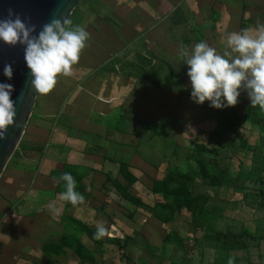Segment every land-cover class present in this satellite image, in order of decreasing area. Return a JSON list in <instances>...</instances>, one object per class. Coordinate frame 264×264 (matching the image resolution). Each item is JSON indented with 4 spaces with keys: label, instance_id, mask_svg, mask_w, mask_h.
I'll use <instances>...</instances> for the list:
<instances>
[{
    "label": "crops",
    "instance_id": "crops-1",
    "mask_svg": "<svg viewBox=\"0 0 264 264\" xmlns=\"http://www.w3.org/2000/svg\"><path fill=\"white\" fill-rule=\"evenodd\" d=\"M166 1L169 7L176 4L175 0ZM219 6L217 26L226 28L228 34L255 27L257 21L264 23V0H249L246 6L233 1ZM223 39L227 44V36ZM170 60L173 72L185 76L188 66L180 54L174 51ZM81 76L82 80L76 77L77 86L65 94L64 100L57 106L51 104L54 110L47 111L48 102H54L45 100L43 114L32 121L28 118L22 135L27 146L23 178L16 166L10 179L0 183V264H20L17 253H22L27 262L34 250L38 252L37 247L43 252V264H228L230 257L234 264H264V231H257L256 225L246 229L247 240L239 234L233 238L243 247H224L216 237L228 233L216 228L217 221L211 232L207 224L195 227L186 207L162 214L156 208L159 203L169 202L160 191V183L173 169L169 163L183 144L187 127L200 123L208 128L218 109L209 102L198 105V120L191 121L187 113L178 116L179 128L168 129L170 143L165 148L170 152L164 158L158 133L153 128L145 129L144 117L157 127L167 117L160 118V111L142 105L143 98L133 92L138 84L144 86L141 79L100 69L89 73L82 70ZM241 93L244 95L233 107L235 110L244 109L250 101L247 92ZM30 146H39V151L27 155L32 152ZM65 172L75 178L76 190L85 203L73 206L59 198V193L65 191L59 178ZM122 191L140 203H132ZM205 192L208 206L218 208L220 215L227 214L229 207L219 196L221 192ZM97 223L109 230L99 240L94 238ZM184 223L189 233L204 237L203 246L180 253L177 243L164 240L171 234L182 239ZM149 231L153 237L157 235L160 247L158 243L142 247L143 233ZM80 247L86 249L84 259Z\"/></svg>",
    "mask_w": 264,
    "mask_h": 264
},
{
    "label": "rangeland",
    "instance_id": "rangeland-1",
    "mask_svg": "<svg viewBox=\"0 0 264 264\" xmlns=\"http://www.w3.org/2000/svg\"><path fill=\"white\" fill-rule=\"evenodd\" d=\"M232 1L244 6L249 2L175 0V6L169 7L166 0H160V4L154 0H79L69 19L72 26H84L90 33L88 46L81 53L78 63L73 65L71 76H60L49 94H37L29 120L32 121L43 114L45 100L54 102H48L47 111L54 110L51 104L57 106V102L64 100L65 94L73 86H77L79 77L81 80L83 77L82 70H87L88 73L93 69L109 70L117 75H127L132 80L141 79L140 83L144 86L138 84L133 88V92L138 98H143L142 105L160 111V118L167 117L158 127L149 124L146 117L144 124L146 130L153 128L158 133L159 148L164 150L161 154L164 158L168 157L170 151L167 152L165 148L167 143H170L167 138L168 129H178V116L185 113L191 121L198 120L196 113L199 112L200 105L191 98L192 87L187 73L185 76H179L173 72L171 55L174 51L179 53L182 44L191 48L201 41H206L222 54L226 47L223 37L228 33L226 28L217 26L220 25L217 17L220 12L219 5L222 2L230 5ZM79 67L82 68L81 71H78ZM243 95L244 93H241L239 99ZM138 102L141 104L140 100ZM247 103L244 109H218L213 124H209L208 128L206 124H193V127H197L196 132L192 130L193 127L188 126L185 139L181 142L183 144H180L173 161L169 163L179 175L189 179L197 176L192 179V199L198 206L204 203L207 211H211L207 231L213 232V224L217 221L216 228L235 236L243 235L246 240L248 226L256 225L257 231H264V123L255 125L254 121L246 117L245 114L251 106L250 101ZM204 128L208 132H204ZM31 148L32 152H27L29 156L34 154L33 150L39 151L40 147ZM26 150L25 138L22 136L0 176V183L10 179L9 175L16 166L19 167L20 178H23V166L27 162V159H24ZM199 162L203 163L210 173L219 174L221 181L226 178L227 181L218 187L211 186L209 181L198 176ZM171 179L174 180L173 176ZM216 189L221 192L219 196L229 207L225 215H220L218 208L208 206V194L205 191L214 192ZM236 222L239 223L237 226ZM185 225L184 223L183 230H189ZM187 229L181 232L182 243L177 246L180 253L189 252L191 247L198 249L203 246L201 239L204 237L194 236ZM143 238L142 247H153L151 243H158L159 247L162 245L159 243L161 241H157V235L156 238L153 237L150 231L143 233ZM161 238L158 235V239ZM50 250L56 249L50 247ZM37 251L34 250L30 254L27 262L24 261L22 253H17L16 258L20 264H43V252H40L39 247ZM51 263L54 262H49Z\"/></svg>",
    "mask_w": 264,
    "mask_h": 264
},
{
    "label": "clouds",
    "instance_id": "clouds-1",
    "mask_svg": "<svg viewBox=\"0 0 264 264\" xmlns=\"http://www.w3.org/2000/svg\"><path fill=\"white\" fill-rule=\"evenodd\" d=\"M36 32L35 25L25 23L11 9L7 18L0 19V41L12 47L24 46L31 86L38 95H47L60 76L73 74V65L88 46L90 33L84 26H72L69 18H53L43 25L38 35ZM179 54L188 66L191 98L195 103L203 105L207 101L215 109L235 107L241 91H245L251 107L264 110V23L257 21L255 27L229 33L222 54L206 41L191 48L182 44ZM4 75L12 78L10 64L5 65ZM13 90L12 85L0 83V140L6 138L16 118L15 102L11 98ZM59 179L65 187L59 193L62 201L73 206L85 203L71 173L65 172ZM108 234V228L97 223L94 238L99 240ZM228 264H234V258L230 257Z\"/></svg>",
    "mask_w": 264,
    "mask_h": 264
},
{
    "label": "water",
    "instance_id": "water-1",
    "mask_svg": "<svg viewBox=\"0 0 264 264\" xmlns=\"http://www.w3.org/2000/svg\"><path fill=\"white\" fill-rule=\"evenodd\" d=\"M79 0H0V19L8 17L9 9L19 15L25 23L36 26L38 35L44 24L53 18H69ZM10 64L13 76L4 75L5 65ZM31 73L24 59V46L15 47L0 41V83L13 86L11 98L15 102L16 118L6 138L0 140V176L14 153L29 116L33 110L37 93L30 83Z\"/></svg>",
    "mask_w": 264,
    "mask_h": 264
},
{
    "label": "trees",
    "instance_id": "trees-1",
    "mask_svg": "<svg viewBox=\"0 0 264 264\" xmlns=\"http://www.w3.org/2000/svg\"><path fill=\"white\" fill-rule=\"evenodd\" d=\"M257 107H249L248 111L246 112V117L254 121L255 125H259L262 122L264 123V111ZM199 175L202 179H205L209 181V184L213 187H218L222 184H224L227 181H221V177H219V174H216L214 172L210 173L208 168H205V165L201 162L197 165ZM171 176H173L174 180L171 179ZM177 178H175V177ZM193 178H196L197 176H192ZM192 178V179H193ZM192 179H189L188 177L184 175H179L176 170H170L167 176L161 181L160 183V191L163 193V195L168 199L169 202L167 203H159L156 205V208H159L160 213H165L167 210H170V212H173L175 210H178L182 207H186L189 211L192 213V222L195 227H200L203 225L208 224L210 217V213L207 211L206 207L204 206V203L196 205V203L193 202V195L190 192V186L193 183ZM263 187H264V183ZM124 191V190H123ZM122 194L125 195L129 201H131L134 204H139L140 202H137L134 198L131 196H128L125 194V192ZM144 207H146L145 204H142ZM165 215V220H167ZM161 217L164 219V216L161 215ZM240 238L243 237V235L239 236ZM233 238H235V235L231 234H223L218 233L216 239L218 241H222L224 247H243L242 242H237ZM165 242L173 241L177 243L179 246L182 243V239L179 238L176 234H171L164 240ZM44 251H46L47 247ZM49 248V247H48ZM81 253L80 257L84 259L86 257V249L85 247H80Z\"/></svg>",
    "mask_w": 264,
    "mask_h": 264
}]
</instances>
